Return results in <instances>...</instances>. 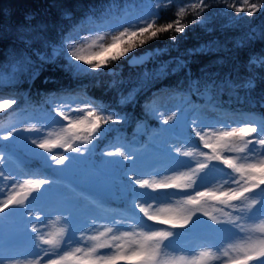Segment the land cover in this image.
Here are the masks:
<instances>
[{
    "label": "snow or ice",
    "instance_id": "1",
    "mask_svg": "<svg viewBox=\"0 0 264 264\" xmlns=\"http://www.w3.org/2000/svg\"><path fill=\"white\" fill-rule=\"evenodd\" d=\"M172 0H167L163 7H168ZM155 9H160L161 4L157 3ZM205 0H189L188 3H179L176 8V19L166 25L158 24L161 18L160 12L150 13L136 17L134 21H128L120 28L108 31H98L95 34L80 39L68 38L62 45L61 50L65 52L69 59V66L77 74L97 73L106 69L110 63H116L129 55L137 48H142L146 43L159 38V33L173 29L176 33H183L187 25L182 24V18L195 13L197 16L207 9ZM227 7L234 9L236 13L244 12L248 17H252L256 12L264 8V4L250 2V0H240L239 6L235 2L227 4ZM173 40L175 36L171 37ZM87 45V48H85ZM108 53L103 59L97 58ZM52 56L41 58V62H50ZM136 64H144L142 57L131 58ZM254 64L264 65V57L256 58ZM26 63H30L26 61ZM16 67L11 68V73L0 71V85L10 84L15 78ZM171 69L161 65L159 73L161 75L170 72ZM38 73L32 72L33 76ZM246 87L252 88L253 81L246 82ZM127 100V97L124 98ZM17 104V100L0 97V111L9 109ZM83 106L77 105L71 108L70 105H60L55 108L58 117L67 123L59 124V131L47 132L38 139H32L31 143L49 154L53 149H64L80 153V146L76 141L92 143L107 131L110 123H119L118 118L110 109L102 104H96L90 100H84ZM68 108V111L64 109ZM76 113V115H73ZM175 112L164 119V123L174 120ZM59 123V121H57ZM195 123V122H193ZM220 124V122H217ZM28 131L43 132V126L30 125ZM13 131L2 137L8 140L12 138ZM192 131L202 142L203 148L211 149L209 152L202 151L199 146L193 145L186 151L176 149L180 156L189 157L190 161H179L187 168V171H177L171 176H165L160 181L150 182L148 179H136L135 184L140 188L151 189L159 192V196H152L150 193L141 192L136 195L134 210H138L134 223L140 227V231L135 228L121 230L116 227H105L104 231L95 235L81 237V241H91L86 246H76L63 251L56 259L49 258L45 264H67L68 261H75V264H214V261L221 259L216 256L209 247L195 256L176 257L168 255L166 249L170 246V238L175 235L171 230L154 229L147 222L160 224H171L173 227H184L197 211H204L206 200H214L222 205L230 207L232 212L221 213L227 217L226 222L232 224L235 229L245 231L242 219L253 221L250 232L256 233L255 239L247 237L243 242L229 244L223 249L222 256L227 257L225 264H232L239 261L240 264H249L250 261H257L264 264V117L255 116L244 117L237 126L227 123L220 126L208 124L202 127H194ZM108 155H118L124 160L134 159L121 148H117ZM234 154V155H233ZM196 157V159H191ZM7 157L0 153V166ZM51 159L57 164H63L69 159L62 155L57 159L56 155H51ZM219 163H213V162ZM223 165L224 167H221ZM230 169L231 171H227ZM0 178L14 181L6 185L7 191L0 187V192H4V198L0 199V213H5L10 207L13 209L24 208L25 215L32 216L33 212L28 209L27 201L33 192H39L44 185L52 183L47 179H24L22 182L15 181V177L6 175L0 170ZM221 184V190L215 189V184ZM227 185L225 188L224 186ZM234 185V186H233ZM168 190H172L169 192ZM183 194L182 199L175 202L181 206L179 212L170 202L171 195ZM239 201L240 203H234ZM259 207L253 212V208ZM233 213H239L233 215ZM142 214V215H140ZM204 215H208L204 211ZM37 218H39L37 216ZM216 223H221L217 217H212ZM117 221H113L116 225ZM33 231L38 233L43 244L50 247H58L65 235V230L61 229L56 237L51 234L45 236L33 226ZM217 231H232V229H218ZM169 241V245L164 242ZM98 249H109L107 252H98ZM44 255H48L47 251ZM212 257L211 261H206V257ZM42 256L37 255L34 260L26 261L25 264H41ZM0 264H21L19 260L5 261L0 259Z\"/></svg>",
    "mask_w": 264,
    "mask_h": 264
},
{
    "label": "rangeland",
    "instance_id": "2",
    "mask_svg": "<svg viewBox=\"0 0 264 264\" xmlns=\"http://www.w3.org/2000/svg\"><path fill=\"white\" fill-rule=\"evenodd\" d=\"M260 1L250 0V2L256 3H260ZM233 2L239 6L240 0H205L208 5L207 9L196 17L198 28L201 30V36H203L204 40L199 38L195 46L191 47V50L195 48L199 51H207L225 46L223 38L214 35L215 26L213 25L224 29L231 28V30L227 31L226 36L228 40L234 41L243 40L247 37V32L250 31L258 36L262 33L264 12L260 10L254 16L248 17L244 12L236 13L234 9L227 7V4ZM157 3H159L158 0H111L106 4V16L102 22L80 26L77 31L69 33L66 39H80L91 36L98 31L120 28L128 21H134L136 17L149 13V8ZM117 4L119 5L116 7ZM120 5L123 12L119 15L121 10L118 7ZM17 31L26 41H28L26 38H29L32 34L31 29H18ZM59 48L58 45H54L52 53L57 55V49ZM85 48H87V45H85ZM146 52L133 54L140 55ZM40 54L42 53L40 52ZM151 55L152 52L146 53V57L143 59L145 63L150 59ZM27 60L26 52H21L18 48H14L10 51V59L0 66V71H5L6 74L11 73V68L15 66V80L24 68L30 64L26 63ZM131 65L138 66L143 64L134 63ZM68 98L69 100H67V97L61 100H50L51 111H36L37 113L34 116L30 115V113H25L24 116L17 114L6 125H0V144L3 145L6 142H10L12 151L21 150L31 157L35 156L39 158L42 164V167L39 168L24 167L21 165L22 161L18 160L12 152L0 150V153L7 157L4 164L0 166V170H3L6 175L15 177V181L19 182L24 179H47L52 181V183L44 185L39 192H33L29 196L26 203L28 209L33 212L32 216L25 215L24 208H19L12 212L6 210L5 213H0V221L3 222L2 219L5 220L3 226L0 225V259L5 261L19 260L21 264H25L26 261L34 260L37 255H40L43 257L41 264H45L49 258L56 259L58 255L68 248L84 247L86 244H90L91 241H81V237L95 235L104 231L105 227L114 226L121 230L135 228L136 231H140V227L134 223L135 216L138 213V210L133 208V205L137 202V193L147 192L152 196H159L160 193L153 192L151 189L140 188L132 181L134 182L130 183L133 190L132 209L117 211L112 205H108L107 198L99 192L114 193L115 183L113 178L118 177V175L114 174L115 164L122 166L125 160L118 155H108L107 153L121 148L134 157V159L127 160V165L123 167V172L127 177L148 179L150 182L160 181L165 176H171L177 171H187V168L179 163V161L187 160L185 156L178 155L176 149L186 151L193 146L191 140L186 137L190 126L192 128L208 124L220 126L223 123L237 126L244 117H247L217 115L215 110L205 106L196 107L190 114L185 108L178 110L173 99L159 96L154 102V108L160 116V122L165 127L164 130L160 133H153L149 137V141L146 142L141 141L138 135L132 136L125 146H121L123 142L117 139L115 142L99 149L101 150L99 153L101 159L94 165L91 162L92 159L89 160L87 157V154L90 153V144L88 143L75 142L81 148L80 153L57 148L53 149L52 154L39 149L31 143L32 139H38L47 132H53L55 135L59 131V124L67 123L57 116L55 111L57 106L70 105L71 108H75L77 105L83 106L82 102L85 100L83 97ZM64 110L68 111L69 109L65 108ZM173 112H175L174 120L164 123V119ZM73 115H76V113H73ZM217 122H220V124ZM32 124H36L37 127L43 126L44 131H28L27 129ZM141 128V126L137 127V132L140 133ZM13 129L15 131H13L12 138L8 140L2 139L8 131ZM197 146L202 151L211 154V149L203 148L202 142ZM51 155H56L57 159L62 155H66L69 159L63 164H57L51 159ZM74 155L82 156L83 161H76L73 157ZM191 159H196V157ZM221 167L224 166L221 165ZM51 169L57 171L58 175H54ZM227 171L231 170L228 169ZM72 172L80 173L77 179ZM13 182L12 180L0 178V187H3L6 192L8 189L5 186ZM66 182L70 185H67ZM122 182L124 183V180ZM224 187L226 188L227 185ZM215 189L217 191L221 190V184L216 183ZM168 191L171 192L172 190ZM182 196L183 194L181 193L171 195L169 198L173 206L176 207L177 212H179L181 206H177L175 202L181 200ZM3 198L4 192H0V199ZM234 203L239 204L240 202ZM258 207L259 205L253 208L252 211L255 212ZM221 209L224 213L232 212L230 207L209 199L204 203V211L208 215H204V211H197L192 216L191 221L184 227H173L171 224H160L151 221L147 223L154 229L171 230L175 233L170 238V246L166 249L168 255L190 257L210 247L214 255L222 257L215 260L214 264H225L228 258L222 256L224 248L229 244L243 242L249 236L255 239L257 234L249 231L253 221L247 219L240 221V223L244 224L245 231L235 229L232 224L226 222L227 217L221 213ZM238 214L233 213V215ZM1 216H6V218H1ZM212 217L219 218L221 223H216ZM113 221L119 223L113 225ZM33 226L39 230L40 234L45 236L51 234L56 237L61 229L65 230L61 244L55 248L43 244L38 237V233L33 231ZM218 229H232V231H217ZM164 244L169 245V241H165ZM45 251H47L48 255H44ZM107 251L109 249H98V252L101 253ZM205 260L211 261L212 257H206ZM67 264H75V261H68ZM121 264H124V262H121ZM177 264H180V262L178 261ZM232 264H240V262L234 261ZM249 264H258V262L250 261Z\"/></svg>",
    "mask_w": 264,
    "mask_h": 264
},
{
    "label": "trees",
    "instance_id": "3",
    "mask_svg": "<svg viewBox=\"0 0 264 264\" xmlns=\"http://www.w3.org/2000/svg\"><path fill=\"white\" fill-rule=\"evenodd\" d=\"M109 1L0 0V66L10 59V51L14 48L26 52L30 62L12 83L0 85V97L17 100L16 105L0 111V125H6L17 114L24 116L30 113L34 116L36 111H51L52 99L83 97L102 104L121 122L110 123L107 131L90 143L87 157L95 165L101 159L99 149L105 145L120 139L123 142L121 146H125L132 136L138 135L141 141L146 142L153 133L164 130L154 108L159 96L173 99L178 110L185 108L190 114L196 107L205 106L215 110L217 115L264 117V65L252 62L264 57V26L259 36L250 31L243 40L234 41L226 36L231 28L213 25L214 35L222 37L225 46L207 51L191 50L199 38H204L197 25V15L189 13L181 20L187 25L183 33H176L173 27L133 52H152L145 64L131 65L129 57H125L97 73H75L61 47L69 33L77 31L80 26L102 22ZM158 2L162 7L155 9L152 6L148 12H160L161 18L157 23L166 25L176 19L177 5L189 0H172L166 8L163 6L167 0ZM260 4H264V0ZM118 8L121 10L122 6ZM261 11L264 12V8ZM18 29L32 30L31 36L26 38L28 41L22 38ZM172 36L176 39L173 40ZM54 45L60 47L58 54L52 61L42 63L41 58L53 55ZM108 55L105 53L94 62ZM161 65L171 71L161 75ZM33 71L38 74L33 76ZM250 79L254 83L252 88L245 86ZM139 126L142 127L140 133L137 132ZM192 129L190 126L186 137L193 145H198L199 138ZM0 150L11 152L12 145L10 142L0 144ZM185 159L189 161L188 157ZM126 165L127 160L122 166L115 164L114 174L119 178H113L114 193L99 192L117 211L132 209L133 190L130 183L134 180L124 174L123 167ZM26 166L39 168L42 164L34 156L32 163H25ZM51 172L58 175L57 171L51 169ZM72 173L76 179L80 175L79 172ZM2 220L0 225L3 226L5 220Z\"/></svg>",
    "mask_w": 264,
    "mask_h": 264
},
{
    "label": "water",
    "instance_id": "4",
    "mask_svg": "<svg viewBox=\"0 0 264 264\" xmlns=\"http://www.w3.org/2000/svg\"><path fill=\"white\" fill-rule=\"evenodd\" d=\"M147 54H149L150 53V51H147L146 52ZM146 53H142V54H140V55H137V54H133L130 58H129V62L131 63V64H134L135 62L131 59L132 57H142L143 59L146 57ZM14 154L16 155V156H18L19 158H21V159H23V160H25V161H27V162H31L32 161V157L31 156H29V155H27V154H25L23 151H21V150H14ZM74 159H76V160H78V161H83V158H82V156H80V155H74ZM215 163H219V162H215ZM8 211H10V212H12V211H15L16 209H13V208H9V209H7Z\"/></svg>",
    "mask_w": 264,
    "mask_h": 264
},
{
    "label": "bare ground",
    "instance_id": "5",
    "mask_svg": "<svg viewBox=\"0 0 264 264\" xmlns=\"http://www.w3.org/2000/svg\"><path fill=\"white\" fill-rule=\"evenodd\" d=\"M21 163H22L21 165L25 167V162H21ZM26 163H27V161H26ZM26 167H27V166H26Z\"/></svg>",
    "mask_w": 264,
    "mask_h": 264
}]
</instances>
